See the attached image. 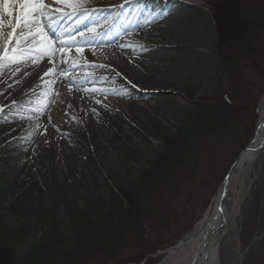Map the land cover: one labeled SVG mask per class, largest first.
Wrapping results in <instances>:
<instances>
[{"label": "rangeland", "instance_id": "1", "mask_svg": "<svg viewBox=\"0 0 264 264\" xmlns=\"http://www.w3.org/2000/svg\"><path fill=\"white\" fill-rule=\"evenodd\" d=\"M183 1L197 5L195 11L202 21L188 26V35L183 39L149 38L148 47L162 57L155 63L156 70H127L123 64L118 68L122 80L135 93L146 84H158L167 91V100L174 105L172 110L167 106L133 109L121 116L109 114L94 120L85 129L76 126L72 135L61 131L69 154L59 162L57 148L33 153L35 142L24 161L12 162L13 153L22 148L12 140L21 131L0 124V239L8 242L14 252H26L24 257L28 260L39 258L33 264H70L66 258L75 230L72 216L80 212L92 218L95 204L106 206L114 187L136 183L149 164L165 152L164 142L187 126L198 99L217 92L238 97L242 110L235 123V140L200 141L193 155L178 157L179 165L166 169L174 179L172 185L161 186L152 194L151 206L158 213L145 215L147 218L138 229L131 224L128 233L110 241L106 252L102 248L89 257L85 254L81 263L73 264H157L161 260L158 253L173 247L204 216L230 167L253 139L258 106L264 95V75L247 68L232 85L227 82L217 68L211 8L205 0ZM161 3L129 0L123 8L119 7L120 2L113 6L119 10L129 6L160 10ZM104 6L107 5L98 6L96 11L105 10ZM168 17L175 21L178 13L170 9ZM87 28L74 31L73 35L84 38L79 35ZM246 66L251 67L248 63ZM164 69L172 72L173 84L161 79ZM141 93L144 95L145 91ZM145 101L154 103L149 97ZM244 184L248 185V192L241 203L235 231L220 242L218 264H264V148ZM35 229L40 234L47 233L46 237L40 235L41 242H46L43 254L31 237ZM107 257L113 261L106 263Z\"/></svg>", "mask_w": 264, "mask_h": 264}, {"label": "bare ground", "instance_id": "2", "mask_svg": "<svg viewBox=\"0 0 264 264\" xmlns=\"http://www.w3.org/2000/svg\"><path fill=\"white\" fill-rule=\"evenodd\" d=\"M45 2L52 7H63L55 4L54 0ZM116 2L124 4V7L128 5L125 0H83L79 11L88 12L87 20L78 23L75 16L61 18L59 13H55L56 19L44 21L45 25H49L47 32L55 37L57 43L68 40L69 35L82 44L85 39L95 37L84 46L82 52L71 49L65 57L66 64L60 62L58 53L56 70L51 74V79H40L45 71L53 67L47 56L33 62L29 58L30 54H26L17 58L19 63L5 62L0 65V105L8 106L12 101L17 102L14 108H6L0 114V124L21 131L17 139L12 140L22 147L20 152L13 153L12 162L24 161L34 142L33 153L39 151L42 154L48 147L49 151L57 148V161L65 160L69 149L59 134L61 131L72 135L76 126L85 129L94 120L109 114L121 116L133 109L147 107L155 110L158 106H167L172 110L174 107L167 100V91L160 89L158 84H146L145 88L140 89L141 92L145 91L144 95L139 91L133 92L122 80L118 68L123 64L127 70L155 71V63L161 54L151 50L147 41L151 36H167L172 41L186 37L188 26L202 21L201 15L195 11L197 5L183 0L178 3L177 0H161L163 7L160 10L150 6L142 9L129 6L119 10L118 6L114 8ZM100 5L107 6H104L103 11H96ZM170 9L178 13L175 21L167 18ZM70 11L64 9V12ZM85 26H95V30L89 32L87 28L84 38L77 39L78 35H73L74 31ZM4 31L6 33L8 29ZM22 47L31 48L32 42ZM59 72L67 73L66 78L56 74ZM173 78L172 72L162 70L161 79L171 85ZM93 89L96 91L93 92ZM102 92L107 93V98L101 95ZM145 97L154 99V103L146 102ZM97 100L101 103H97ZM45 104L49 105L46 109L42 107ZM37 108H40L39 115L34 111ZM256 132L264 136V95L258 106ZM261 143L260 140L253 143L240 155L229 183V199L222 208H218L217 194L193 229L173 247L161 252V260L157 264H218L220 242L235 231L241 203L248 192V185L245 186L244 181L264 148ZM221 221H224L225 226L219 229Z\"/></svg>", "mask_w": 264, "mask_h": 264}, {"label": "trees", "instance_id": "3", "mask_svg": "<svg viewBox=\"0 0 264 264\" xmlns=\"http://www.w3.org/2000/svg\"><path fill=\"white\" fill-rule=\"evenodd\" d=\"M205 3L213 12L215 53L219 59L217 68L226 76L227 82L232 85L247 68L264 75V67L260 65L264 66V0H205ZM247 63L251 67H247ZM237 99L228 96L227 92H217L212 97L195 101V111L188 117L187 126L164 142L165 152L149 164L136 183L130 187H114L106 206L95 204L92 218L76 212L72 216L75 230L71 250L66 258L69 263H81L85 254L89 257L100 253L102 248L106 252L110 241L128 233L131 224L138 229L146 220L145 215H156L158 211L151 206L154 203L152 194L161 186L172 185L174 179L166 169L178 166V157L193 155L200 141L235 140V123L240 119L242 110ZM39 231L35 229L31 237L43 254L46 248L43 243L46 242H41V237H46L47 233L40 234ZM5 252L14 251L8 242L0 239V253ZM38 260L29 262L33 264ZM105 261L111 263L113 260L107 257Z\"/></svg>", "mask_w": 264, "mask_h": 264}, {"label": "snow or ice", "instance_id": "4", "mask_svg": "<svg viewBox=\"0 0 264 264\" xmlns=\"http://www.w3.org/2000/svg\"><path fill=\"white\" fill-rule=\"evenodd\" d=\"M55 4L63 7H52L47 4L45 0H0V65L5 62L8 64L19 63L18 57H23L30 54L29 58L35 62L37 59H43L47 56L49 63L53 67L44 72V77L52 78L51 74L56 70V56L59 53L60 62L66 64L65 57L70 50L75 48L76 52H82L85 45L91 43L95 37H90L84 40L82 44L79 40L71 39L69 35L68 40L57 43L55 37L47 32V27L44 21H53L56 19L55 13H59L61 18L63 16H75L77 22L87 20L88 12L79 11L82 8L83 0H54ZM129 0H125V4ZM119 7L123 8L124 5ZM64 9H70V12H64ZM7 17V19H5ZM107 19V18H106ZM5 29L8 31L5 33ZM95 26L88 28L89 32H93ZM99 35V33H97ZM83 37L84 33L81 32ZM32 42L31 48H24L22 45ZM57 75L66 78L67 73L59 72ZM53 82H55L53 80ZM70 85V89H71ZM132 87H136L133 85ZM96 89H93L95 92ZM2 94V93H0ZM102 96L107 98V93L102 92ZM101 103L100 100L96 101ZM16 101H12L11 105H0V114L4 113L5 109L11 110L16 106ZM49 105L45 104L42 107L47 108ZM69 107H71L69 105ZM37 115L40 114V108L34 109ZM95 112V109H93Z\"/></svg>", "mask_w": 264, "mask_h": 264}, {"label": "water", "instance_id": "5", "mask_svg": "<svg viewBox=\"0 0 264 264\" xmlns=\"http://www.w3.org/2000/svg\"><path fill=\"white\" fill-rule=\"evenodd\" d=\"M260 140V142H262V147L264 146V136L261 137V135H259L258 132H255V135L253 137V139L250 141V143L248 144V146L252 145L253 143L255 142H258ZM247 146V147H248ZM246 147V148H247ZM245 148V149H246ZM244 149V150H245ZM244 150L239 154V156L237 157V159L235 160V162L232 164V166L230 167L228 173L225 175L222 183L220 184V187H219V190L217 191L216 195L219 194V203H218V208L219 210L222 208L223 204L225 203L226 201V198H227V194H228V191H229V183H230V180H231V177H232V174H233V171L237 165V162H238V159L240 157V155L242 153H244ZM215 195V196H216ZM225 226V223L224 221H221L220 225H219V229H222L224 228ZM161 253H158V255H160Z\"/></svg>", "mask_w": 264, "mask_h": 264}, {"label": "flooded vegetation", "instance_id": "6", "mask_svg": "<svg viewBox=\"0 0 264 264\" xmlns=\"http://www.w3.org/2000/svg\"><path fill=\"white\" fill-rule=\"evenodd\" d=\"M27 253L5 252L0 253V264H31L26 257Z\"/></svg>", "mask_w": 264, "mask_h": 264}]
</instances>
